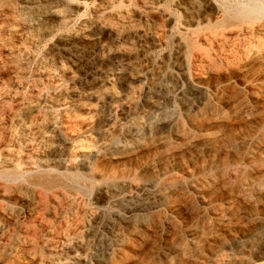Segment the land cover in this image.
<instances>
[{
	"label": "rangeland",
	"instance_id": "rangeland-1",
	"mask_svg": "<svg viewBox=\"0 0 264 264\" xmlns=\"http://www.w3.org/2000/svg\"><path fill=\"white\" fill-rule=\"evenodd\" d=\"M14 1L15 0L12 1V5L19 7V0H16V3ZM194 1V7L197 15L194 17L192 27L190 29L205 28V31L202 30L200 32L202 34L210 32L212 35L222 32L217 30L216 33H214L207 27L212 24L215 19L214 9L208 8L205 0ZM175 2L176 0H161L159 5L163 8V10H165L166 14H177L180 10L178 6H176ZM95 5V1L89 2L87 9L82 15V19L88 20V22L93 20L91 10ZM123 7L126 9L136 8L138 11L141 9L142 13L145 12L141 0H125ZM165 18L163 19L165 20ZM136 19V24L139 27L141 26L140 28L146 26L147 29L149 28L148 30L150 32L162 34L161 47L154 49L149 48L151 46L146 44L143 40H138L139 42L136 41L137 43L135 42L133 45L118 43L113 40H106L102 34L100 35V38L102 39L103 45L107 44L111 47V49L113 48L115 50H117V48L123 49L128 47H132L135 50H141L142 47L144 48L148 46L150 56H154L153 58H157L156 60H158L162 54L173 50L177 34V24L169 26L168 22L162 20V18L158 19L154 17L152 19L150 18L149 22L139 16L136 17ZM0 20L2 23L4 22V14H0ZM78 21V18H74V28L79 24ZM2 23H0V26ZM250 26H252V28ZM248 27L249 29H252L250 32L254 30V34L251 36L249 34H243L244 32H238L239 34H237V29L232 27V29L236 31V35H233L234 37L232 38L229 36L224 42H228L227 44L225 43V49L227 50L231 46L228 50L229 52L231 50L233 51L230 52L227 59L224 57H218V59L215 60V66L217 65V68L212 67L213 70L212 68L209 69L203 63L200 64L202 62L201 60H198L199 63L197 61L190 62V79H187L182 70H180L183 63L181 54L172 53L168 59L169 61H166L167 64H165V71L162 73L163 87L161 86L160 88L161 90L167 88L168 93L170 94L171 92V95L168 96L171 97V99L167 98V100H169L166 101V98L163 96L160 98V103L162 102L161 105L164 107L159 110L160 112L156 109L154 110L150 104H148L150 103V100H152L154 92L158 91L155 87L154 89H150L151 87L148 77H144L141 82H139L140 84L138 83V85L141 86H137V95L135 93L137 97L135 96L136 98L134 99L133 107H131L129 101L123 97L115 99L117 101L116 102L114 99H110L109 97L98 99L96 96H92L95 95L94 93L96 92L95 89H97V85L90 80L88 72L93 71L89 69V65L95 62L94 59L99 55V53H101L100 47L102 44L97 43L98 40H95V44L90 42L74 44V46H70L68 48V51L60 50L63 53V64L65 63L64 65L70 66V69L75 75L74 79H65L60 83L61 85H53L46 89L41 99L43 101H40V108H46V104L49 100L48 98L53 96L54 93L61 91V89L63 90L67 87V85L69 88L74 87V91L77 90L76 92L79 94V98L76 97V100L74 99V101L67 106V112L69 114H55L54 124L58 128V134L62 137V134L64 133L65 135L66 133V130H63L64 127L66 128L69 122L71 121L70 123H72L74 120V124L76 123L75 127L79 128L80 126L82 129L84 128V130L81 128L79 129L81 131V135L84 136L82 138L86 139V141L84 139L76 140L74 142V149L78 150L79 146L81 148V142H83L85 147L87 146L88 148H91L90 146L93 145L91 149H95L94 154H96L97 157L93 154L92 156L86 158L80 155V153H75V157H73L74 159L72 160L64 151L65 144L62 140H59L55 144L56 150L52 151L47 156L46 160H42V158L37 156H32L30 158V162L37 170H41L43 168L42 161H46L50 167L56 168L58 171H65L64 173H67L69 170L71 174L76 173V176L74 177V186L72 185V187H70V185H68V187L62 191V201H60L59 205L58 203L53 202L52 196L42 199L39 204L30 205L22 197L20 198L15 191H11V203H6L0 198V226L2 228L0 230V239L2 238L0 240V263H2L1 260L7 258V262L11 264V256H18L19 253L18 259L23 261L25 255L18 250L16 241L18 242L19 240H24L25 238H27L26 240L29 238L32 239V237L34 238L33 234L35 233V241L37 245L36 253L45 255V259L47 258L45 260V264H241V262L242 264H264V258L259 260L258 257L253 254V248H255V245L257 247L260 239L264 238V184L258 186L257 190L254 192L249 189V183H251L256 170L258 171L260 167L264 165V163L260 164L258 161H253L251 155V152L254 150L253 146H256L257 150L258 148L263 147V150L260 148L259 152L262 154V158L264 159V130L261 128L260 124L264 121V119H262L264 118V82H257V86L255 85L256 88L251 90L249 82L250 79H252V74L248 71L249 66H246L247 69L244 67L243 58L246 52V55L249 54L252 56L254 54L255 50L251 47L252 44H249L248 38L257 37V24H248ZM219 36L220 35H216V37ZM184 37L185 39H194L196 38V33L190 30L189 32L184 33ZM220 37L224 38L225 35H221ZM55 39L56 35L44 37L38 44V47H36L37 49L35 48L34 54L37 56L43 54V52L48 50L49 47L54 44ZM119 44L124 45H120L119 48ZM247 48L248 51H245ZM82 59L83 62H86L82 65L83 67L78 65V62L82 61ZM136 59H131L128 62L129 65L127 64L134 71L140 70V68L147 63V61L141 56L136 57ZM260 59L251 61V65L254 64L256 67L261 66L256 69H258L260 73L258 77L262 78L264 76V55ZM0 61L3 62L2 59ZM73 61L75 68L73 67ZM1 62L0 83L6 80V78L9 79L12 77L11 79H13L15 77L14 74L10 72V68L6 65H2ZM216 62L218 64H216ZM124 63L126 64L125 60H123L122 66L125 65ZM27 65L25 66V73L21 76L22 85H25L26 88H19L16 91L17 95L19 97L21 96L20 100L23 99V103H28L32 99V95L29 93L28 89L30 84L33 82L32 74L35 67L33 63H29ZM116 66L114 65L108 69L107 74L110 78H114L113 85L114 88L117 89L116 92L123 94V88H125L124 86L127 82L128 75L127 72L121 68V66ZM205 69L209 71L206 72ZM192 75L195 76L193 77ZM121 78L122 80H120ZM39 81H41V79H39ZM164 82H167V85H165ZM192 82L200 85L201 93L198 95L201 94L204 98L201 96V99H198V95L196 97L193 96ZM92 84H94V86ZM149 95L152 98L148 97ZM235 98L236 100H234ZM148 100L149 102L146 103ZM241 100H243V103H239V105H237L236 103ZM89 105H93L99 110L97 109L94 113H89L86 109ZM147 105L150 107L148 108ZM225 106L226 108H224ZM127 110H132L134 112V116L137 121H153L156 119L152 124L154 127L151 126V130L149 129L144 131L145 133L142 132L144 135L140 133L138 136L141 139L135 134H129L125 138L121 137L120 140H118L119 138L116 139L117 142L115 141L112 143L111 141L109 144L110 146H107V140H111L113 135L115 136L117 134L118 131H116V129H118V125L126 122L124 120V115H126ZM4 112L6 111L1 108L0 121H5L2 123L5 125L3 127L4 132H2L0 136L1 141L5 139L7 131L9 130V122H7L8 114L7 112ZM157 113L159 114L157 115ZM153 114L157 116V118H153ZM5 116L6 118H4ZM75 116L80 118L78 119V122H75V120H77ZM66 117L69 120H67ZM91 117H93V119ZM72 118L74 119L72 120ZM100 118L102 123H99L101 122ZM82 120L88 123L91 122V125H81L80 121ZM67 122L68 124L65 125ZM77 123L79 124L77 125ZM109 124L110 126H108ZM112 125H115V130L113 131ZM106 129H109L110 132H112H104ZM189 131L194 132L192 133L194 140H197L198 137L199 139L200 137L206 136L212 137L216 145L213 154L215 152L216 154H214V156L207 155L198 149L191 148L188 145L189 143L185 140V136L190 133ZM70 132L71 130H67V134H70ZM87 135L90 136L87 137ZM136 136L137 138L135 139ZM88 138L93 140L95 139V141H89ZM118 141H121V143H118ZM115 145L117 148H115ZM251 146L253 148H251ZM60 147L62 149H58ZM205 154L207 156H205ZM196 155H199V157ZM223 157L226 158L227 162ZM212 159L214 160L213 166L211 165ZM119 160L121 163H116ZM219 160L221 162L222 160H225V164L222 165L224 162L221 163ZM159 161H164L168 171L161 172L155 176L153 175L154 173L152 170H157L156 164ZM107 170L111 173L116 170L117 172L114 171L116 175H120L115 176L118 178L115 180L113 186L111 185L106 189L98 182V180L101 178L100 175L103 176L106 174ZM151 173L152 175H150ZM77 175L79 176L77 177ZM119 176H121V178ZM134 177L137 178L135 179ZM31 179L32 177L27 178L23 181V184L24 182L25 184H29L32 181ZM1 184L5 183H3L0 179V185ZM105 192L108 196H105ZM15 199L17 200L14 201ZM61 202H64V204H61ZM4 203L6 205H4ZM3 205L5 207L13 206L14 208H17V217L22 213V216L20 215V218L18 217L22 223L21 227L18 228L14 225L12 226V219L10 220L8 216H5ZM39 207H41V212ZM55 209L58 213L61 212L59 214V220L54 216V214L58 216V213L56 211L54 212ZM52 219H55L57 222L55 227L58 226V228H54L53 232L48 235L46 234V230L51 221L53 223ZM14 231H16L15 234L13 233ZM63 232L66 233V236ZM184 232H191L192 235L195 234L194 237L197 239L195 248L197 250L192 248L189 251L188 249V252L185 255H182L178 249L182 244H184L186 239V233ZM43 233L46 235H43ZM55 236L59 237L57 238ZM62 236L64 237V241L62 239L60 240ZM256 236L259 239H257ZM178 243L181 245L179 246ZM263 249L264 246L262 250ZM173 251H175L176 254ZM51 252L52 255H50ZM8 259L10 260L8 261Z\"/></svg>",
	"mask_w": 264,
	"mask_h": 264
},
{
	"label": "bare ground",
	"instance_id": "bare-ground-1",
	"mask_svg": "<svg viewBox=\"0 0 264 264\" xmlns=\"http://www.w3.org/2000/svg\"><path fill=\"white\" fill-rule=\"evenodd\" d=\"M12 1L13 0H0V14H4V22L2 23L0 20V23H2L0 26V56H1L0 60L1 59L3 60V62H1V61L0 62L2 63V65L8 66V68H10V72L13 73L15 76L13 79H11L12 77L9 79L6 78V80H4L0 83V109L2 108L3 110H5L7 112V114H8L7 115V122H9V128H8L9 130L8 131L5 130V131H7V136H6L7 138L5 137V139H3L2 141L0 139V142H1V144H0V150H1L0 151V153H1V157H0V179L2 180L3 183H5V184L0 185V198L6 203L7 202L11 203L10 202V196L12 194L11 191H15L20 196V198L22 197L30 205L31 204H39L42 199H46V197H51V196L53 197L52 198L53 202L58 203V205L60 204V201H62L61 200L62 191L64 189H66V187H68V185H70V187H72V185L74 186V177L76 176L75 175L76 173L71 174L69 172V170L67 171V173H64L65 171L64 172L58 171L56 168L50 167L46 161H42L43 168L41 170L40 169L37 170L32 165V163L30 162V158L32 156H34V157L37 156V157L42 158V160H46L47 156L52 151L56 150L55 144L59 140H62L63 143L65 144L64 151L66 152V155H68V157L71 158L72 160L74 159L73 157H75V155H74L75 153H80V155L87 158L89 156H92L95 152L94 151L95 149L94 150L91 149L93 145L92 146L89 145L91 148H88L87 146L85 147V144H83V142H81V144H80L81 148L79 146L78 150L74 149V142L76 140H79V139L80 140L84 139V138H82L84 136L81 135V131L79 129L81 127L80 126H79V128L75 127L76 123L74 124V120H73L74 118H72V120H73L72 123H70L71 121L69 122V124H68V122L65 123V125L66 124H68V125L66 128L64 127L63 130H66V133H65V135L63 133L62 137H60V135L58 134V128L54 124L55 114L56 113H58V114H61V113L69 114L67 112L68 111L67 106L70 103H72L76 97L79 98V94L76 92L77 90L74 91V87L69 88L67 85V87H65L63 90L61 89V91L54 93L53 96L48 98L49 100H48V103L46 104V108L45 107H44L45 109L40 108V101H43L41 99H42L46 89H48L49 87H51L53 85L60 84L65 79L66 80H70V79L73 80L74 79L75 75L73 74L72 70L70 69V66L64 65L65 63L63 64V62H64V61H62L63 53L60 50L68 51V48L70 46H74V44H82V43H86V42H90L92 44H95L96 43L95 40H98L97 43L102 44L100 47L101 53H99V55L94 59L95 62H93L91 65H89V69H91L93 71L88 72V76L90 75V80L94 84L97 85V86L95 85L97 89L94 88L96 90V92L95 93L93 92L95 95H92V96H96V98H98V99H101L103 97H109L110 99H114V100L120 99L123 97V98H126L129 101L130 106L133 107L134 106V99L137 97L136 96L137 95V93H136L137 86L138 87L141 86V85L139 86L138 83L141 82V80L144 77H148L149 78V84L151 87L150 89H154V87L158 89V91L154 92L153 98L150 95L148 96V97L152 98V100L149 99L150 103H148V104H150V106L154 110L156 109L159 111V110L164 108L161 105L162 102L160 103V98H162V96H163L164 98H166V101L171 99V97H168L169 95H171V92L169 94L167 88L163 89V90H161L160 88H161L162 82H163L162 81V73H164L163 71H165L164 68L166 66L165 64H167L166 61L169 59V57L172 55V53L181 54L183 63H182L180 70H182V72L184 73V76L187 79H190V76H191V73H190L191 68H189L190 62H193V61L198 62V60L199 61L201 60L202 62L200 64L203 63L209 69L212 67L215 68L217 66V65L215 66V60L218 59V57H224L225 59H227L229 57L228 55H230V52L233 51V50H231L229 52V50H228L231 46L227 50L225 49V46H226L225 43L226 42H224V41L227 40V38L229 36H231L230 38L234 37L233 35H236V31H237V34H239L238 32H244L243 34H246V35L249 34L250 36L253 35L254 30L252 32H250V30H252L251 29L252 26H250L251 28L249 29L248 24L252 25L255 23V24H257V32H256L257 37L248 38L249 44L251 43L252 44L251 47H253L255 50L254 54L252 56H250L249 54L246 55V53H247L246 52L244 55V58L243 57L242 58L244 61V67L246 68V66L247 67L249 66L248 71L252 74V79H250V82H249L250 86H251V90H254L256 88L257 82H260V81H262V83L264 82V76L262 78L258 77L260 73H259V70L256 69V68L261 67V66L256 67V65H254V64L251 65V61H255L257 59L259 60L264 55V0H232V1L231 0H205L207 7L214 9V11H215V19L213 20V23L207 27L209 28V30L211 32H214V33H216L217 30L222 31V32H219V34L216 33L213 35L210 34V32L202 34L200 31H202V30L205 31L206 30L205 28H199L201 30L190 29L192 27V21H193L194 17L197 15V12H196L195 7H194V4H195L194 0H176V2H175L176 6H178V8L180 10L179 13L177 12V14L170 13V12H169L170 14H166L165 10H163V8H161L159 5L161 0H141L142 6L144 7V10H145V12L143 11L144 13L141 12V9H139L140 11H138L136 8H128V9L124 8L123 5H124L125 0H19V2H20L19 7L13 6ZM90 1H95L96 5L91 10L92 11L91 14L93 15V18H92L93 20L91 22H88V20L82 19V15L85 12V10L87 9ZM14 2L16 3V0ZM138 16L143 17V19L147 22H149L150 18L152 19L153 17L158 18V19L162 18V20H164L163 18L166 17L164 21L168 22L169 26H171L172 24H174V25L177 24V32H176L177 34H176V38H175L174 48L171 52H166L165 54H162V56L158 60H156L157 58L156 59L153 58L154 56L153 57L150 56L149 48L154 49V48H158V47L162 46V34H159L157 32L156 33L150 32L148 30L149 28L147 29L146 26L145 27L142 26L143 28H140L141 26L139 27L136 24V20H137L136 17H138ZM74 18H78V20H79L78 21L79 24L75 28H74ZM232 27H235L237 30L235 31L234 29H232ZM190 30H192V32L196 33V38L185 39L184 33L189 32ZM102 34L104 35L106 40H113V41H116L118 43H124V44H130V45H133L138 40L139 41L143 40L144 42H146V44H149L151 47H149V48H148V46H146L144 48L142 47L141 50H135L132 47L122 49V48H120L121 44H119L120 49H118V48H117V50H115L113 48L111 49V47L109 45H107V44L103 45L102 39L100 38V35H102ZM49 35H56V39H55L54 44L51 47H49V49L46 50L45 52L42 51L43 54H41L39 56L34 54V50L36 47H38V44L43 40L44 37H47ZM216 35H220V36L225 35V37L222 38L219 36L220 37L219 38V37H216ZM108 42H110V41H108ZM110 43H112V42H110ZM114 44H115V42H114ZM124 44H122V45H124ZM249 44H248V46H249ZM38 51H39V49H38ZM245 51H248V48ZM245 51H243V52H245ZM81 54H82V52H81ZM243 54H242V56H243ZM138 56H141L142 58H144L147 61V63H145V65L142 66L140 68V70L134 71L131 67L128 66L129 65L128 62L131 59L133 60V58L136 59V57H138ZM178 57H179V55H178ZM123 60L126 61V64L124 63L125 64L124 66H122ZM78 61H80V60H78ZM121 61H122V63H121ZM222 61H224V60H222ZM29 63H33V65L35 67L33 70V74H32L33 75V82L32 83L30 82L31 84L29 86V89L27 88L29 90V93L32 95V99L28 103L27 102L23 103L22 102L23 99L20 100L21 96L19 97L17 95L16 91L19 88H23V87L26 88L25 85H22L21 76L25 73V68H26L25 66ZM85 63L86 62H83V59H82V61L78 62V65L82 66ZM216 64H218V63L216 62ZM114 65L115 66L116 65L121 66V68L125 72H127V75H128L127 76V82L126 83L124 82L125 86L122 85L125 87V88H123L124 91L121 90V91H123V94L120 92L119 93L116 92L117 89H115L114 85H113L114 84V81H113L114 78H110L107 74L108 69H110ZM142 65H143V63H142ZM257 65H258V63H257ZM260 65H261V63H260ZM27 67H28V65H27ZM73 67L75 68L74 61H73ZM76 67H77V65H76ZM228 67H229V64H228ZM199 68H201V67H199ZM199 68H198V70H199ZM202 69H203V67H202ZM96 70H98L99 72ZM196 70H197V68H196ZM212 70H213V68H212ZM208 71L206 70V72H208ZM197 72H199V71H197ZM120 73H121V71H120ZM113 74H115V73H113ZM26 76H28V75H26ZM39 79H41V81H39ZM120 80H122V78ZM192 80H193V78H192ZM115 81H116V79H115ZM94 84H92V85L94 86ZM164 84L167 85V82L166 83L164 82ZM191 84H192V94L194 97H196L199 93H201L200 85L193 83V82ZM170 88H172V87H170ZM52 89H53V87H52ZM242 91H244V90H242ZM135 93H136V95H135ZM236 93H237V91H236ZM149 94H151V93H149ZM85 95H87V94H85ZM242 95H243V93H242ZM201 96L202 95L200 94V95H198L197 98L201 99ZM167 98H169V99L167 100ZM87 99H88V97H87ZM149 100L146 101V103L149 102ZM234 100H236V98ZM229 101H230V99H229ZM84 102H85V100H84ZM239 103H243V100L237 102L236 104L239 105ZM93 105L92 106L89 105V107L86 108L89 113H94L98 109ZM147 106H148V108L150 107L149 105H147ZM240 107H242V106H240ZM113 108H116V107H113ZM113 108H112V110H113ZM224 108H226V106ZM242 108H244V107H242ZM117 109H118V107H117ZM222 110H223V107H222ZM240 110H242V109H240ZM150 111H151V109H150ZM256 111H257V108H256ZM6 112H4V113H6ZM107 112H109V111H107ZM154 112H152V113H154ZM171 113H173V112H171ZM70 114H72V113H70ZM158 114L159 113H157V115ZM150 115H152V114H150ZM116 116H117V113H116ZM124 116H125L124 120L126 122L124 121L125 123L118 125L119 126L118 129H116V131H118V132L115 136L113 135L111 140L109 139V141H108L106 139L107 140V142H106L107 146L110 144L111 141H112V143H114L116 141V139H118V138H119L118 140H120L121 137L125 138L129 134L130 135L135 134L138 136L140 133H142L144 131H147L149 129L151 130V126L156 120V119H154L153 121H139V120L137 121L135 119L134 112L132 110H127V113ZM146 116H148V115H146ZM57 117H58V115H57ZM67 117H66V119L69 120ZM75 117L77 118V116H75ZM152 117L157 118V116H155V115ZM172 117H173V115H172ZM4 118H6V116ZM87 118H89V117H87ZM91 118L93 119V117H91ZM110 118L113 119L112 117H110ZM146 118H148V117H146ZM78 119H80V118H77V120H75V122H78L79 121ZM82 119H84V118H82ZM103 119H104V117H103ZM144 119H145V117H144ZM262 119H264V118H262ZM100 120H101V118H100ZM213 120H215V119H213ZM218 120H219V118H218ZM157 121H158V119H157ZM4 122L0 121V136H1L2 132H4L3 127L5 124H2ZM168 122H169V120H168ZM216 122H214V123H216ZM90 123H88L84 120L80 121V124L83 126L89 125ZM99 123H102V120ZM121 123H122V121H121ZM6 124H8V123H6ZM78 124L79 123H77V125ZM260 124H261V128L264 130V121ZM108 126H110V124ZM112 126H113L112 127V131H113V130H115L114 129L115 125H112ZM152 127H154V126H152ZM255 129H253V130H255ZM67 130L68 131L71 130L70 134H67ZM82 130H84V128ZM99 130H102V129H99ZM106 130L105 131L103 130V131L106 133L112 132V131L110 132L109 129L107 131ZM144 133H142V134L144 135ZM192 133H194V132H190L187 134V136H185V140H186V142L189 143L188 145L191 148L198 149V150L206 153L207 155L214 156V154H216V152L213 154V151L215 150L216 145H215V142H214L212 137L206 136V137H200V139L198 137L197 140H194ZM146 134H147V132H146ZM88 136H90V135H87V137ZM92 136H93V134H92ZM137 136L135 137V139L137 138ZM88 139H89V141L93 140L90 138H88ZM84 140L86 141V139H84ZM93 141H95V139ZM96 141H97V139H96ZM118 143H121V141L120 142L118 141ZM127 144H129V143H127ZM217 144H218V142H217ZM77 145H79V144H77ZM82 145H84V146H82ZM107 146H106V148H107ZM253 147H254L253 152L250 151L252 153V154L251 153L250 154L252 155L253 161H258V163L263 164L264 159L262 158V154L259 152V149L261 147L258 148V150L256 149V146H253ZM253 147L251 146V148H253ZM76 148H77V146H76ZM115 148H117V146ZM58 149H62V148L60 147ZM261 150H263V147L261 148ZM97 151H98V149H97ZM206 154H205V156H207ZM94 155L97 157L96 154H94ZM197 157H199V155ZM91 158H93V157H91ZM223 158L226 160L225 157H223ZM173 159H174V157H173ZM224 161L222 160V162H224ZM188 162H186V163H188ZM219 162H221V161L219 160ZM226 162H227V160H226ZM116 163H121V162L119 160ZM205 163H207V162H205ZM175 164H178V163H175ZM224 164H225V162L222 165H224ZM156 165H157V170H155V171L152 170V172L154 173L153 175L156 176L161 172H167L168 171V169L165 166L164 161L163 162L159 161V162H157ZM203 165H205V164H203ZM211 165L212 166L214 165L213 159L211 160ZM201 167H203V166H201ZM207 167H206V169H207ZM185 169H187V168H185ZM208 169H210V168H208ZM136 170H137V168H136ZM114 171H116V170H114ZM114 171H112V173H111V172H109V170H107L108 173L106 172V174L103 176L100 175L101 178L98 176L100 178L98 180V182L100 184H102L106 189L111 185L113 186L115 180L118 178V177L116 178L115 176L120 175V174L116 175V173ZM123 172H124V170H123ZM210 172H211V170H210ZM38 173H40V174H38ZM206 173H208V172H206ZM150 175H152V173ZM78 176L79 175H77V177ZM201 176H203V175H201ZM29 177L30 178L32 177V179H31L32 181L29 184L28 183L25 184V182L23 184V181H25ZM119 177L121 178V176H119ZM118 182H119V179H118ZM249 184H250L249 189H251L250 191H253V192L257 190L258 186H261L264 184V165L261 166L258 171L256 170L255 175L252 178L251 183H249ZM105 194H106V192H105ZM105 196H108V195L106 194ZM70 199H71V197H70ZM16 200L17 199H15L14 201H16ZM12 204H13V202H12ZM61 204H64V202L63 203L61 202ZM4 205H6V204L4 203ZM4 205H3V209L5 212V216L6 217L8 216L10 220L12 219V222L10 221L12 223V226L14 225L15 227H18V228L21 227L22 223L19 220V218H20L19 216L22 213L18 216L19 217L18 218L17 217V213H18L17 208H14L13 206H9V207L6 206L5 207ZM42 205H43V203H42ZM33 207H34V205H33ZM0 208H1V206H0ZM39 208H40V212H41V207H39ZM55 211H56V209L54 210V212ZM40 212H39V214H40ZM60 213L57 214L58 216H56L54 214V216L57 217L58 220L60 218V216H59ZM36 214H37V212H36ZM27 216H28V214H27ZM30 217H31V215H30ZM54 221H55V219L53 220V223L51 221V223L48 225L47 230H46L47 231L46 234L50 235L49 233H52L54 228H56V229L58 228V226L55 227L57 222L56 221L54 222ZM37 222H38V220H37ZM33 226H35V225H33ZM38 227H39V225H38ZM1 229L2 228L0 226V230ZM188 230H189V228H188ZM26 232H28V231H26ZM186 232H184V233H186ZM13 233L15 234L16 231H14ZM55 233H57V232H55ZM30 234H31V232H30ZM46 234L43 233V235H46ZM64 234L66 236V233H64ZM33 235H34V238L33 237H32V239L29 238L30 240L29 239L26 240L27 238H25L24 239L25 241L24 240H19L18 242L16 241V244L18 245V250L23 255H25V257H24V260L21 261L18 259V256L20 253L18 254V256L17 255H14V256L9 255L12 257L11 260L8 259V261L10 260L11 264H34V263L45 264V260L47 258L45 259V255H43V254H37L36 253V246L37 245H36V241H35V237H36L35 233ZM194 235H192L191 232L190 233L188 232V233H186V239L184 241V244L181 245L180 243H178L179 246L181 245L180 248L178 249L180 254L185 255L188 252V249H189V251L192 248L196 249L195 244L197 242V239H196V237H194ZM4 236H6V235H4ZM4 236H3V238H4ZM47 237H49V236H47ZM55 237H57V236H55ZM63 238L64 237L62 236V238H60V240L61 239L63 240ZM256 238L259 239L257 236H256ZM262 238H263V236H262ZM67 240H68V238H67ZM252 241H254V240H252ZM55 242H56V240H55ZM11 243H12V241H11ZM257 243H258V241H257ZM53 244H55V243H53ZM251 245H252V243H251ZM177 246H175V247H177ZM263 246H264V238L260 239V242H259L257 247L255 245V248H253V254L255 256H257L259 260L264 258V249L262 250ZM175 251H173V252H175ZM191 251H193V250H191ZM14 252H15V250H14ZM175 254H176V252H175ZM50 255H52V252L50 253ZM11 257H8V258H11ZM2 259H3V257H2ZM5 259L1 260L2 263H0V264H10L9 262H7V258H5ZM194 262H195V260H194ZM262 263H263V261H262ZM241 264H242V262H241Z\"/></svg>",
	"mask_w": 264,
	"mask_h": 264
}]
</instances>
